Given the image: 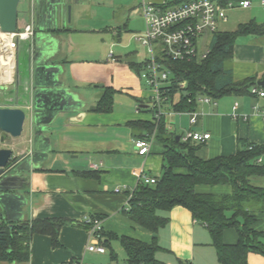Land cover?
Listing matches in <instances>:
<instances>
[{"label":"crops","instance_id":"1","mask_svg":"<svg viewBox=\"0 0 264 264\" xmlns=\"http://www.w3.org/2000/svg\"><path fill=\"white\" fill-rule=\"evenodd\" d=\"M77 1L71 25L57 32L56 41L44 45L42 52L47 55L48 65L60 68L58 80L79 103L58 110L44 125L48 129L39 132L36 138L31 134L28 121L25 132L22 131L18 141L11 146L15 157L24 155L22 162L27 159L28 162L23 163L20 170L8 172L11 177L0 190L7 203L0 209V222L13 226L52 217H61L67 222L59 230L60 245L53 246L46 234H34L26 262L0 261V264H61L72 259H81L82 264H126L118 239L111 238L109 247L102 242L112 234L145 242L151 239V233L129 220L123 211L128 208L129 195L142 176H160L163 164V148L156 139L146 156L136 153L133 139L138 137L128 124L152 119L155 114L153 89L141 77L147 58L146 48L139 57L129 44L122 43L128 33L137 40L136 37L144 32L135 29L137 16L143 19L145 29L143 0L131 4L125 19L122 8L119 10L122 16H117L116 1L112 0L108 4L112 9L110 23L102 20L103 23L88 24H82V21L91 0ZM144 1L161 3L166 0ZM250 2L248 8L227 10L226 18L218 22L217 31H233L251 19L264 24L261 0H256L255 4L253 0ZM119 6L123 7L122 4ZM29 13L28 22L33 19L37 35L40 29L31 10ZM96 13H93L94 19ZM205 36L199 39V44L207 47L209 40L206 42ZM109 49L113 51L114 60L109 56ZM33 54L34 51L31 58ZM34 67L31 62V72ZM230 67L235 81L250 76L256 78V83L260 81L264 77V35L239 36ZM13 88L15 84L0 86V97L5 98L7 91L10 93L7 96L13 95ZM105 88L113 90L111 112L91 110ZM18 91L22 93L19 87ZM179 97V93L175 94L172 103ZM23 100H26L25 96ZM214 101L197 100L194 122H191L190 112H176L170 102L163 101L162 118L166 130L176 136L186 132L209 133L210 138L199 143L201 147L196 153L202 159L234 154L238 140L264 144V97L249 92L241 96L225 95ZM154 130L156 136V128ZM257 161L264 165V153ZM91 164L98 168L93 169ZM253 177L264 179V176L253 175L249 178L250 183ZM123 185L125 189L114 191L115 187ZM254 186L264 187V181ZM196 190L223 195L229 194L231 187L227 184L197 185ZM162 214L168 216V222L157 233L161 248L155 254L158 260L165 264H221L207 228L194 220L186 208L175 206ZM256 216V228L264 231V211L256 212ZM85 217L102 220L99 242L105 248L104 253L86 250L89 236ZM222 239L234 243L237 239L235 229H225ZM247 264H264V256L250 252Z\"/></svg>","mask_w":264,"mask_h":264},{"label":"trees","instance_id":"2","mask_svg":"<svg viewBox=\"0 0 264 264\" xmlns=\"http://www.w3.org/2000/svg\"><path fill=\"white\" fill-rule=\"evenodd\" d=\"M166 1L168 6H173L193 0ZM211 1L226 6L229 2L242 0ZM248 35H264V24L251 19L239 24L233 31L211 33L208 53L204 58L166 60L165 67L170 71L171 79L160 91L164 101L170 102L176 112H194L200 96L218 99L225 95L248 94L250 87L257 85L256 78L250 76L235 81L230 67L236 39ZM180 82H185V86L180 87ZM178 93V101L172 103L174 95ZM112 103L113 90L105 88L91 110L109 113ZM128 124L138 138L156 128L155 139L163 148L160 176L156 177L154 184L138 182L128 198V208H123L129 220L151 233V239L145 242L112 234L102 242L103 245L109 247L111 238L118 239L126 256V264H165L155 257L161 249L157 233L168 222V216L162 212L182 206L194 220L207 228L221 264H247L250 252L264 256V231L256 228V212L264 211V187L254 186L249 181L253 175L264 176V165L257 161L264 153V144L238 140L239 146L234 154L202 159L196 154L201 144L191 140L182 141V135L176 140V134L166 130L162 116L157 123L153 116L149 120L130 121ZM223 184L230 185L229 194L217 195L196 190L197 185ZM66 222L64 218L52 217L10 227L1 221L0 261L26 262L29 242L34 234H46L53 246L60 245L59 230ZM228 228L235 229L237 233L234 243H226L222 239L223 231Z\"/></svg>","mask_w":264,"mask_h":264},{"label":"built area","instance_id":"3","mask_svg":"<svg viewBox=\"0 0 264 264\" xmlns=\"http://www.w3.org/2000/svg\"><path fill=\"white\" fill-rule=\"evenodd\" d=\"M250 0L229 2L226 6H220L211 0H193L178 5L168 6L167 1L151 3L142 1V16L145 21V30L136 38L146 48L147 58L141 77L153 89L152 107L155 110L154 122H158L163 115L162 102L165 100L161 95V88L170 82L171 73L165 67L166 60L183 61L195 58H204L208 53L207 48L200 51L199 39L217 31L218 22L224 20L226 12L233 8H248ZM260 5L264 10V0ZM35 25L31 22L21 24L13 32L0 31V86L7 87L15 84L17 66V42L27 41L32 45L35 35ZM112 60L113 51H109ZM12 60V67L8 68ZM180 87L185 82L179 83ZM250 94L264 97V89L259 85H253L249 90ZM198 102H215L210 96L198 97ZM191 122L195 121V112H190ZM210 138L209 133L186 132L182 136L183 141L192 140L202 143ZM155 139V130L140 138L133 139V146L136 153L146 156L151 149ZM97 169L96 164H91ZM140 182L154 184L156 177L142 176ZM125 185L115 187V192L125 189ZM130 197V195H129ZM84 224L87 226L89 242L86 250L89 252L104 253L105 248L99 240L102 234V220L93 217H85ZM61 264H82L81 259H72Z\"/></svg>","mask_w":264,"mask_h":264},{"label":"water","instance_id":"4","mask_svg":"<svg viewBox=\"0 0 264 264\" xmlns=\"http://www.w3.org/2000/svg\"><path fill=\"white\" fill-rule=\"evenodd\" d=\"M21 0H0V31L13 32L19 25L18 5ZM30 10L33 12L37 28L40 32L34 36L32 45L27 41L17 42V66L15 77V88L11 91L13 95L5 92L3 102H0V140H4V134L13 138L22 135L26 113L24 108H29V123L31 134L36 135L48 128L44 125L57 114L58 110L77 105L74 94L63 87L62 81L58 80L60 68L47 64V55L42 52L44 45H50L56 41L57 32L63 30L64 26L71 25L77 0H29ZM27 42L28 74L23 81L22 93L18 91L21 77L18 70L19 44ZM34 51L31 58V52ZM37 51V52H35ZM41 51V52H40ZM49 57V56H48ZM31 62L35 65L31 72ZM264 86V77L257 82ZM26 100H23V97ZM22 101V102H21ZM46 112L49 113L46 114ZM46 116L48 118H46ZM179 140V136H176ZM24 155L15 157L10 147L0 148V190L11 176L8 172H16L27 163L22 162ZM12 175V174H11ZM5 196L0 194V209L6 207ZM1 215V213H0ZM12 227V225H9Z\"/></svg>","mask_w":264,"mask_h":264},{"label":"rangeland","instance_id":"5","mask_svg":"<svg viewBox=\"0 0 264 264\" xmlns=\"http://www.w3.org/2000/svg\"><path fill=\"white\" fill-rule=\"evenodd\" d=\"M116 5H117V16H122V12L119 10L122 8L123 11V17L125 19V15L127 13V10L129 7H131V4L133 2H140V0H115ZM30 1L29 0H21L19 5H18V20L19 23L21 24L22 22H28L29 21V8H30ZM90 2V1H89ZM112 0H91L90 4H89V8L86 7V10L84 11L83 14V21L82 24H88L89 22L91 23H101L102 20L104 21H110V14H111V7H108V4L111 3ZM254 4L256 2V0H253ZM123 5V7L119 6V5ZM85 7V6H84ZM97 12V17H93V13ZM115 13V14H116ZM103 23V22H102ZM135 29L136 31H139L140 33H142V31H144V22L143 19L137 16V19L135 21ZM203 39L206 40V42H208L209 40V36H205ZM123 44H129L131 46L132 49H134L136 51V53L140 56H142L144 54L145 51V47H142L141 43L139 41H137L134 36L132 35V33H128V35H126L123 40H122ZM206 46L203 45V43H200L198 48L200 51H203L204 48ZM207 48V47H206ZM110 50V49H109ZM28 53H27V42H21L19 44V51H18V70H19V74L21 77V84L19 86V89L22 90V85H23V81L26 78L27 74H28ZM142 83H144L142 81ZM150 88V87H149ZM11 89V88H10ZM151 90V89H148ZM21 94V92H19ZM0 102H3V99L0 97ZM22 102V101H21ZM24 111L26 113V120L24 123V130L23 132H25L27 125H28V121H29V108H24ZM18 138V137H17ZM17 138H13L10 135H5L4 140H0V148H4V147H10L18 141ZM256 179H258V181H256ZM264 181L263 178H257V177H253L251 178V183L253 185H258L260 183H262Z\"/></svg>","mask_w":264,"mask_h":264},{"label":"bare ground","instance_id":"6","mask_svg":"<svg viewBox=\"0 0 264 264\" xmlns=\"http://www.w3.org/2000/svg\"><path fill=\"white\" fill-rule=\"evenodd\" d=\"M12 67V60L9 61V65H8V68H11Z\"/></svg>","mask_w":264,"mask_h":264},{"label":"flooded vegetation","instance_id":"7","mask_svg":"<svg viewBox=\"0 0 264 264\" xmlns=\"http://www.w3.org/2000/svg\"><path fill=\"white\" fill-rule=\"evenodd\" d=\"M31 13H32V17H34V16H33V12H31ZM5 135H7V134H4V137H5Z\"/></svg>","mask_w":264,"mask_h":264}]
</instances>
